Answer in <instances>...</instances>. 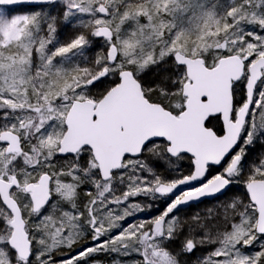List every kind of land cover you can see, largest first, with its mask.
Listing matches in <instances>:
<instances>
[{
    "label": "snow or ice",
    "instance_id": "obj_1",
    "mask_svg": "<svg viewBox=\"0 0 264 264\" xmlns=\"http://www.w3.org/2000/svg\"><path fill=\"white\" fill-rule=\"evenodd\" d=\"M0 264H264V0H0Z\"/></svg>",
    "mask_w": 264,
    "mask_h": 264
}]
</instances>
